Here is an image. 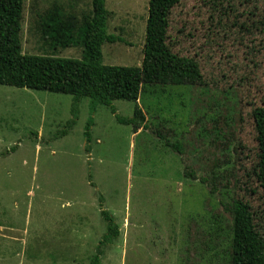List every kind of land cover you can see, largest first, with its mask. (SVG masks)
<instances>
[{
	"label": "rangeland",
	"instance_id": "374dc122",
	"mask_svg": "<svg viewBox=\"0 0 264 264\" xmlns=\"http://www.w3.org/2000/svg\"><path fill=\"white\" fill-rule=\"evenodd\" d=\"M148 1L105 0L106 31L118 41L102 46L104 65L141 66ZM211 1L184 0L171 11L168 31L173 52L199 64L205 85L141 93L147 128L136 133L115 118H131L135 103L114 101L113 114L103 105L92 111L82 99L68 129L71 96L0 85V264H90L107 234L101 209L120 232L103 244L101 264H218L202 249L207 238L198 228L222 208L183 175L189 167L206 176L215 160L231 194L224 202L237 196L246 203L264 238L252 117L264 106V34L239 32L242 24L253 31L264 0ZM55 4L78 16L91 10L90 0H24L22 54L80 60L81 47H53L38 31V16ZM244 72L249 80L238 84ZM165 135L179 142L181 155Z\"/></svg>",
	"mask_w": 264,
	"mask_h": 264
},
{
	"label": "trees",
	"instance_id": "16d2710c",
	"mask_svg": "<svg viewBox=\"0 0 264 264\" xmlns=\"http://www.w3.org/2000/svg\"><path fill=\"white\" fill-rule=\"evenodd\" d=\"M183 1H148L141 66L122 67L104 65L102 62V46L118 41L116 36L106 31L110 13L106 10L105 0H90L91 10L80 16L67 13L56 4L38 16L37 28L41 37L56 48L81 47L80 60L22 54L20 34L24 0H0V85L71 96L72 119L66 123L68 129L75 123V108L82 99H89L92 111L97 105H103L109 107L113 114L114 101L135 103L131 118L115 116L116 121L132 125L134 133L145 129L144 112L137 104L141 93L167 86L205 85L199 64L193 58L173 52L169 43L170 14ZM211 3L213 6L215 3L220 5L218 0H212ZM251 29L253 31L242 24L239 32L264 34V14L252 23ZM254 38L250 40L252 48L256 43ZM240 77L238 84L247 82L250 76L244 72ZM252 117L258 151L256 178L264 194V106L255 108ZM90 126L91 121H88L85 131L87 140ZM157 135L164 138L162 134ZM165 142L172 151L181 155L178 141L171 143L166 137ZM239 148L241 143L237 141L234 148L236 164ZM217 165L215 160L209 171L205 172L206 176L199 178L189 167H185L183 173L184 177L198 180L206 187L209 196L216 197L222 208V214H213L207 219L203 217L202 222L206 221L207 228H201L200 224L198 229L207 239L206 242L201 241V247L204 252L211 253V258H217L218 264H264L263 233L257 229L249 206L240 198L231 196L229 201L224 202L231 194L228 185L222 183L223 178L218 180ZM233 174L234 167L231 178ZM100 213L108 223L107 234L90 258V264H101L103 244L117 239L120 233L109 214L103 209Z\"/></svg>",
	"mask_w": 264,
	"mask_h": 264
},
{
	"label": "crops",
	"instance_id": "0c3cea01",
	"mask_svg": "<svg viewBox=\"0 0 264 264\" xmlns=\"http://www.w3.org/2000/svg\"><path fill=\"white\" fill-rule=\"evenodd\" d=\"M0 228H1V227H0ZM43 229H44V228H43ZM43 229H42V231H41V238H42V241H41L42 243H41V245H42V251L44 250V245H45V244H44L45 241H44V239H43L44 234H42ZM78 235H79V234H78ZM57 236L60 238L59 235H57ZM62 237H63V236H62ZM62 237H61V238H62ZM76 237H78V236H76ZM62 242H63V241H62ZM56 243H57L58 245H60V240L56 241ZM69 243L72 244V241H69ZM61 245H62V243H61Z\"/></svg>",
	"mask_w": 264,
	"mask_h": 264
}]
</instances>
